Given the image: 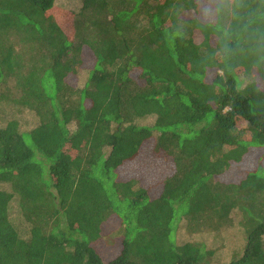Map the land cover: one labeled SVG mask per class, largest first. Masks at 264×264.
Instances as JSON below:
<instances>
[{"label": "trees", "instance_id": "trees-1", "mask_svg": "<svg viewBox=\"0 0 264 264\" xmlns=\"http://www.w3.org/2000/svg\"><path fill=\"white\" fill-rule=\"evenodd\" d=\"M59 1L0 0V264H213L234 212L264 264V0Z\"/></svg>", "mask_w": 264, "mask_h": 264}, {"label": "rangeland", "instance_id": "rangeland-1", "mask_svg": "<svg viewBox=\"0 0 264 264\" xmlns=\"http://www.w3.org/2000/svg\"><path fill=\"white\" fill-rule=\"evenodd\" d=\"M78 5L79 4L74 0H62L57 3L58 9L56 10V13L58 16H60L61 20L63 21L62 23L63 29H65V31L71 35L73 34V29H74L73 21L70 20V18L65 12H67L66 10L75 11L78 8ZM201 13L203 17L206 18L207 20L213 17V13L209 11V8L206 6L205 3H204V8L202 9ZM92 63H93L92 57H88V59L86 60V66L88 67ZM149 122H151V119L145 122L143 121L142 123H149ZM150 149L151 148H148L147 151ZM160 162L161 161L159 160L158 161L154 160L152 162V165L155 164L154 167L159 168L162 163ZM248 162L249 163L252 162V156L247 159L246 163ZM252 166L253 165L250 163L249 167L251 168ZM235 169H239V168H235ZM131 171H132L131 167L129 166L123 167L121 168V175L123 177L124 176L128 177ZM142 172L144 171L142 170ZM147 173L148 171L145 172V176L149 180H152V181L155 180L154 176L152 177V175H149ZM232 176L233 174L229 177H232ZM226 179H228L226 175L225 177L224 176L220 177L221 182H225ZM13 206H14V210L11 214V219L12 218L18 219V211L16 209V204H14ZM232 217H233L232 225H228L225 228H222L220 232L218 231L216 233H207V235L204 237V240L201 239L203 242L207 243V245H211V246L217 245L221 248L213 264H222V263H227L228 261H230L231 260L230 256L232 255L231 251L235 248L236 250H238L240 245L244 243L245 232L240 226L241 217L238 213H235V212L233 213ZM177 239L179 243H181L184 239L190 240L185 227L179 228L178 233H177Z\"/></svg>", "mask_w": 264, "mask_h": 264}, {"label": "clouds", "instance_id": "clouds-1", "mask_svg": "<svg viewBox=\"0 0 264 264\" xmlns=\"http://www.w3.org/2000/svg\"><path fill=\"white\" fill-rule=\"evenodd\" d=\"M234 0H210V8L209 11H218L219 10V5L221 4H228V3H233Z\"/></svg>", "mask_w": 264, "mask_h": 264}]
</instances>
